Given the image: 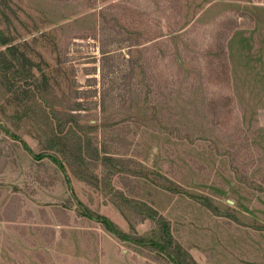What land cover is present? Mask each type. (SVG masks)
<instances>
[{"label": "rangeland", "instance_id": "374dc122", "mask_svg": "<svg viewBox=\"0 0 264 264\" xmlns=\"http://www.w3.org/2000/svg\"><path fill=\"white\" fill-rule=\"evenodd\" d=\"M43 1L0 0V30L16 41L53 30L54 52L41 42L33 48L61 70L56 108L79 96L81 121L97 123L113 159L61 157L72 196L56 163L37 157L46 140L43 121L36 125L14 112L19 91L14 86L8 93L0 83V264H100L109 232L80 215L76 201L103 215L117 209L131 236L135 226L145 235L148 223L139 222L130 200L147 202L169 222L185 208L186 225L199 235L210 264H264V0ZM205 1H220L213 7L219 8L197 19ZM42 6L50 16L57 12L53 23L43 22ZM104 8L117 18L108 22L116 31L109 47L122 54L105 63L102 77L100 43L80 17ZM145 19L159 22L163 33L168 21L184 24L185 31L175 42L135 49ZM157 172L188 192L210 196L220 215L187 194L157 187L151 182ZM116 241L170 264L149 246Z\"/></svg>", "mask_w": 264, "mask_h": 264}, {"label": "trees", "instance_id": "16d2710c", "mask_svg": "<svg viewBox=\"0 0 264 264\" xmlns=\"http://www.w3.org/2000/svg\"><path fill=\"white\" fill-rule=\"evenodd\" d=\"M43 1V0H38ZM212 1V0H211ZM211 1H205L196 8L195 17L202 19L204 15L215 12L219 7L213 8L219 4L220 1L211 6L207 4ZM44 2V1H43ZM53 6V4H50ZM109 8V7H108ZM44 9V10H43ZM46 6H42L41 15H43V22L53 23L56 20L57 12H54V17L45 12ZM106 8L100 10L98 13L89 12L80 17L84 22L91 23L90 35L92 38H97L100 43L101 53V76L105 74V63L114 60L122 54L118 49H110L116 38L113 33L116 31L113 24H108L109 19L116 22L115 12H105ZM58 12H60L58 10ZM42 20V18H41ZM78 19H73L76 22ZM143 20L144 27L138 25V33L135 36L133 46L138 49L146 43H157L161 40H169L175 42L183 36L185 31L184 24L173 26L167 22L168 28L163 33V28L159 22H148ZM102 23V26L99 25ZM141 23V22H138ZM99 25V27H98ZM181 25V26H180ZM155 31V32H153ZM5 32L0 30V83L5 91L10 93L11 89L16 86L19 91V101L21 103L15 107L16 113H23L24 116L32 121L33 124L43 121L40 127L42 135L45 137L43 150L37 157H50L59 169L63 172L68 184V189L71 195L74 196L73 189L70 184L69 176L67 175L64 162L61 157L76 155L80 160H89L90 155L97 153L100 159H113L108 150V145L102 142L99 134V126L97 123H89L88 120L81 121L80 114L82 100H78L79 96H75L66 107L58 110L56 108L55 85L57 84L56 72H61L59 66L50 64L45 57L42 50L34 51L33 42H41L47 51H55L57 45L53 30L42 31L38 37L33 36L30 40L16 41L10 37H5ZM132 46V47H133ZM223 58L221 60L227 64L224 41L221 43ZM114 71V70H113ZM116 73V72H115ZM15 82H12L13 80ZM17 83V85H16ZM8 100L9 95H8ZM58 105V104H57ZM6 130V127H3ZM6 132L13 139L21 142L22 147L31 155H34L31 147L26 141L20 139L15 133L10 130ZM113 153V152H112ZM116 153V152H114ZM118 153V152H117ZM61 155V156H59ZM115 157V156H114ZM115 159V158H114ZM151 182L157 187L165 189L171 193L187 194L193 200L200 203L216 215H220L219 210L213 203L210 196L196 194L184 190L180 185H177L168 177L160 173H156V179ZM128 201V200H127ZM135 205L136 210L141 214L138 218L139 222L149 219L152 223V228L145 235L131 236L129 233L121 230L113 221L103 214L93 212L86 204L81 201H76L77 209L80 215L100 223L103 228L111 233L119 240L129 241L134 244L149 246L153 250L159 252L161 255L168 258L170 264H200L196 262L189 252L181 245V243L174 238L170 222L159 212L149 205L147 202L128 201ZM118 208L120 206L116 205Z\"/></svg>", "mask_w": 264, "mask_h": 264}, {"label": "crops", "instance_id": "0c3cea01", "mask_svg": "<svg viewBox=\"0 0 264 264\" xmlns=\"http://www.w3.org/2000/svg\"><path fill=\"white\" fill-rule=\"evenodd\" d=\"M170 195L180 196L182 194L170 193ZM186 211L187 210L183 208V212L181 214L179 212H175L170 215V224L172 227L173 236L189 252V254L193 257V259L196 262L200 264H210L208 263L209 261L208 252L204 254L199 248V245H200L199 235L197 234V232L193 234L192 229L186 225L187 220H188V216H187L188 213H186ZM104 215L108 217L111 221H113L121 230L128 233V230L126 229L127 224L117 209L113 208L110 211V213H106ZM141 222L142 223L144 222L146 224L148 223L147 229L149 228V231H150V229L152 228L151 221L147 222V219H145ZM150 223H151V226H150ZM134 229L135 231L139 233V235L144 233V231L143 230L140 231V228H138L137 226H135ZM147 229H145V231ZM109 234H105L106 237L104 238L102 244L100 245L102 249L100 264H158L157 262L150 261L148 257L140 255L136 251H133L132 249H127L124 245L116 241L118 238L114 236L116 238L115 239L112 236V234L111 235ZM184 242L187 243V245H184L185 244ZM212 251L214 252V250Z\"/></svg>", "mask_w": 264, "mask_h": 264}]
</instances>
